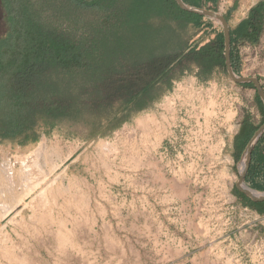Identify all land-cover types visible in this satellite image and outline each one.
Wrapping results in <instances>:
<instances>
[{
	"label": "rangeland",
	"instance_id": "obj_1",
	"mask_svg": "<svg viewBox=\"0 0 264 264\" xmlns=\"http://www.w3.org/2000/svg\"><path fill=\"white\" fill-rule=\"evenodd\" d=\"M259 1L219 0L205 8L223 15L231 8L228 24L235 30ZM4 29L0 15V34ZM237 51L240 75L264 84V19L256 40L238 39ZM187 83L204 93L205 110L198 100L196 108L177 100L176 119L161 138L152 131L140 152L119 144L118 154L99 153L101 140L133 129L141 116L165 112L166 98ZM160 93L107 137L85 142L53 132L31 147L0 143V264H264V214L236 188L245 155L235 163L230 153L242 119L260 121L255 89L215 72L204 82L194 74L172 79V89ZM41 142L59 147L50 177L56 179L43 197L35 189L27 196L21 181L41 187L43 180L41 174L20 178L22 160Z\"/></svg>",
	"mask_w": 264,
	"mask_h": 264
},
{
	"label": "trees",
	"instance_id": "obj_2",
	"mask_svg": "<svg viewBox=\"0 0 264 264\" xmlns=\"http://www.w3.org/2000/svg\"><path fill=\"white\" fill-rule=\"evenodd\" d=\"M196 7L219 0H183ZM0 143L34 146L57 132L85 142L110 136L172 89V79L207 81L225 68L222 26L182 9L176 0H0ZM232 9L224 15L229 22ZM264 0L230 34V63L241 74L237 40L251 42ZM200 32V38L194 36ZM212 35V36H211ZM207 36L206 41L202 39ZM211 36V37H210ZM263 87L262 78H258ZM254 88L251 82L239 83ZM244 117L230 153L238 162L264 121ZM264 131L255 141L244 183L264 191ZM264 214V201H247Z\"/></svg>",
	"mask_w": 264,
	"mask_h": 264
},
{
	"label": "bare ground",
	"instance_id": "obj_3",
	"mask_svg": "<svg viewBox=\"0 0 264 264\" xmlns=\"http://www.w3.org/2000/svg\"><path fill=\"white\" fill-rule=\"evenodd\" d=\"M192 85L193 84L191 83H187L185 86L179 84L176 91L174 90V95L166 98L163 105H161L165 112H161L159 116L154 113L141 116L137 119L133 129L128 131H118L113 140H101L96 146L99 153H102V155H106L111 152L118 154L120 149V146H118L119 144H121L122 148L124 147V149H128L131 153L135 151L140 152L139 147L142 148L144 146L146 133L155 131L154 136L160 137L162 134H165L166 128L170 125L171 121H175L177 116V100H180L181 104L187 106L191 103L194 108H196L194 101L198 100V106L202 108V110H205L206 103L204 102V93L200 89L193 88ZM213 89L214 88L212 86V88L208 89L205 94H210ZM212 102L213 101L210 100L208 102V106L214 104ZM127 143H131L129 148L126 146ZM71 151L72 148L69 147L67 156L72 153ZM58 152L59 147L56 143L52 146V149H48L44 142H41L35 151L23 158L22 165L24 166V169L20 178H23V180L26 181H32V179L37 178V176L41 174L43 180V185L41 187L36 186L37 182L27 185V183H23V181H21V186L25 187L24 189L26 190H24V192H26L27 196L30 195L32 189H35V191L39 190L37 194H39L40 197H43L46 187H50L54 183L56 177H50L53 176L54 171L59 167V164L57 163V160L59 159V155L57 154ZM55 153L56 158H54ZM242 188L250 191L251 193L257 194V192L251 191L244 186H242Z\"/></svg>",
	"mask_w": 264,
	"mask_h": 264
},
{
	"label": "water",
	"instance_id": "obj_4",
	"mask_svg": "<svg viewBox=\"0 0 264 264\" xmlns=\"http://www.w3.org/2000/svg\"><path fill=\"white\" fill-rule=\"evenodd\" d=\"M177 4L184 10L190 11L197 13L199 15L207 16L210 19L217 20L221 26H222V31H223V38H224V58H225V68L227 71L228 76L231 78V80L235 83H245V82H251L255 88V91L261 98L263 104H264V90L261 84L258 81V78L256 77H249V76H243V75H238L236 74L231 66L230 63V34H229V24L228 21L226 20L225 16L218 12L217 10L214 9H209L205 7H196L189 5L185 3L183 0H176ZM264 131V122L259 126V128L255 131L253 136L250 138L248 141L243 154L245 155V161L243 168L239 172V179L238 182L236 183V188L238 192L245 198L249 199L250 201H264V192H258L256 193H251L248 190H245L242 188V186L246 187L247 189L256 192V190L249 188L245 183H244V177L245 174L248 170V167L250 165V160H251V152L253 145L255 141L258 139V137L261 135V133Z\"/></svg>",
	"mask_w": 264,
	"mask_h": 264
},
{
	"label": "crops",
	"instance_id": "obj_5",
	"mask_svg": "<svg viewBox=\"0 0 264 264\" xmlns=\"http://www.w3.org/2000/svg\"><path fill=\"white\" fill-rule=\"evenodd\" d=\"M250 162H251V160H250ZM234 165H235V163H234ZM260 171L262 172V174H263L262 176L264 177V165L261 167Z\"/></svg>",
	"mask_w": 264,
	"mask_h": 264
}]
</instances>
